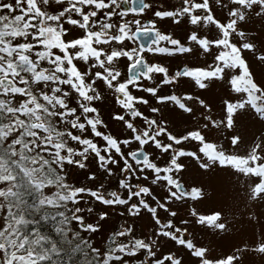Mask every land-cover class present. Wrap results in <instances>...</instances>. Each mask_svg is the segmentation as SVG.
<instances>
[{"label":"snow or ice","instance_id":"1","mask_svg":"<svg viewBox=\"0 0 264 264\" xmlns=\"http://www.w3.org/2000/svg\"><path fill=\"white\" fill-rule=\"evenodd\" d=\"M262 221L264 0H0V264H264Z\"/></svg>","mask_w":264,"mask_h":264},{"label":"rangeland","instance_id":"2","mask_svg":"<svg viewBox=\"0 0 264 264\" xmlns=\"http://www.w3.org/2000/svg\"><path fill=\"white\" fill-rule=\"evenodd\" d=\"M166 1H169L171 3V0H166ZM172 1H173V4L176 3V0H172ZM169 30L170 31H173L174 30V31H177V32L180 31V29H173L172 27H169ZM127 44H128V46H133V43L128 42ZM172 63L175 64L177 62L176 61H172ZM126 69H127V64L125 63L122 66V74H126ZM104 118H105V121L107 123L108 117H107V113L106 112L104 114ZM113 127H116V126L113 125ZM136 146H138V145L133 144L131 146H126V147H128V150H131L132 147H136ZM76 174H78V173H76ZM79 180H80L81 183H85L84 176L80 175L79 176ZM117 223H119V221H117ZM262 224H264V221H262L261 223L255 224L254 227H252V228H249L247 225H243L242 226L241 224H236L235 228L240 233V236H242L245 241H251L252 239H255V238L259 237L260 232L262 230H264V229H262ZM101 235L102 234L100 232H97L96 235H95V237H93L94 241H97V242H101L102 243V241H101ZM197 238L198 239H201L202 238L200 233H197ZM203 239L205 241H207L208 239H210V237L204 236ZM236 239H239V237L229 238V239H226V240H223V241L216 242L215 243V249H216V251L217 252H220V251L225 250L228 247L229 244H232L233 246H235ZM137 258H142V256H138ZM249 260H250V264H261V258H260V256L258 254L257 255L250 256L249 257Z\"/></svg>","mask_w":264,"mask_h":264},{"label":"flooded vegetation","instance_id":"3","mask_svg":"<svg viewBox=\"0 0 264 264\" xmlns=\"http://www.w3.org/2000/svg\"><path fill=\"white\" fill-rule=\"evenodd\" d=\"M140 3H141V0H131V2H129V0H122V6L124 8H126V9L128 7H133V8L138 7V6H140ZM154 3L156 5H165V6H167V5H172L173 1L171 0V3H170L169 1H166V0H164V1L163 0H154ZM127 15H128V18H132L136 14L135 13H128ZM134 39H135L136 43H146V38L143 37V36H138V37H136ZM128 42L133 43V41H128ZM150 55L151 54H149V56ZM165 63H168V61H165Z\"/></svg>","mask_w":264,"mask_h":264},{"label":"water","instance_id":"4","mask_svg":"<svg viewBox=\"0 0 264 264\" xmlns=\"http://www.w3.org/2000/svg\"><path fill=\"white\" fill-rule=\"evenodd\" d=\"M131 71H136V69H131V70L128 69V74H130Z\"/></svg>","mask_w":264,"mask_h":264}]
</instances>
